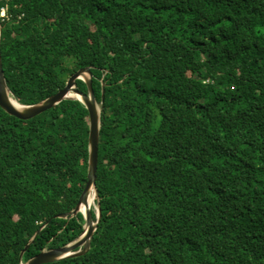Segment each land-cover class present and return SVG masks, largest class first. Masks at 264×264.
Instances as JSON below:
<instances>
[{
	"label": "trees",
	"instance_id": "obj_1",
	"mask_svg": "<svg viewBox=\"0 0 264 264\" xmlns=\"http://www.w3.org/2000/svg\"><path fill=\"white\" fill-rule=\"evenodd\" d=\"M1 9L13 97L39 102L91 67L100 109L101 218L85 255L50 264H264V0ZM87 135L79 100L25 120L0 107V264L80 237L85 218L69 214L88 180Z\"/></svg>",
	"mask_w": 264,
	"mask_h": 264
},
{
	"label": "water",
	"instance_id": "obj_2",
	"mask_svg": "<svg viewBox=\"0 0 264 264\" xmlns=\"http://www.w3.org/2000/svg\"><path fill=\"white\" fill-rule=\"evenodd\" d=\"M91 67H85L79 69L77 72L72 74L66 82L65 88L60 89L55 94L40 100L34 104H22L19 102L18 105H23V108H18L12 103L14 100L12 96H9L10 90L6 82L4 69L2 64L1 55V45H0V107L9 115L16 116L21 119H29L35 117L42 112L54 108L64 100L75 99L82 102L84 108L88 115V135H87V150H88V173H87V184L85 189L79 199V202L75 209L69 214L72 217H76L79 213L83 214L85 218V225L83 227V232L80 237L74 242L53 249H44L40 251L35 256L31 257L28 261L22 264H50L58 262L61 260H66L69 258L79 257L85 255L91 246V241L93 235L97 229V224L101 218L100 205L97 206V222H94L91 213V207L89 204V197L92 191H95V199L99 201L98 190L96 187V173L98 169L99 153H98V143H99V128H100V109L95 99V93L92 87V72ZM82 80L87 85V92L83 93L78 89L77 81ZM76 94L77 97L74 98L71 95ZM82 207L86 208L82 211ZM64 218L67 215L62 216ZM87 228L85 229V227ZM29 243L20 252V258H22L23 253L27 250Z\"/></svg>",
	"mask_w": 264,
	"mask_h": 264
},
{
	"label": "bare ground",
	"instance_id": "obj_3",
	"mask_svg": "<svg viewBox=\"0 0 264 264\" xmlns=\"http://www.w3.org/2000/svg\"><path fill=\"white\" fill-rule=\"evenodd\" d=\"M66 85V84H65ZM78 85V84H77ZM64 88H65V86H64ZM63 88V89H64ZM78 89H79V87H78ZM9 90H10V93H9V96H12L13 94H12V91H11V89H10V87H9ZM80 90V89H79ZM81 92H83V93H86V92H84V91H82V90H80ZM72 97H74V98H76L77 97V95L76 94H72L71 95ZM49 97V96H48ZM45 98H47V97H45ZM12 99L14 100V102L12 103L14 106H16V107H18V108H23V105H18L19 104V101L18 100H16L13 96H12ZM34 104V103H33ZM26 105H28V104H26ZM2 109V108H1ZM3 110V109H2ZM4 111V110H3ZM5 112V111H4ZM6 113V112H5ZM43 113V112H42ZM8 114V113H7ZM36 117V116H35ZM33 118V117H32ZM21 119V118H20ZM29 119H31V118H29ZM99 119H100V116H99ZM25 120V119H24ZM100 129V128H99ZM92 195H95V191H92V193H91V195H90V197H89V204H90V207H91V205H92V202H93V198H92ZM85 209L86 208H84V207H82V211H85ZM91 211V213H92V210H90ZM53 249V248H52ZM48 250V249H47ZM62 261V260H61ZM59 262V261H58Z\"/></svg>",
	"mask_w": 264,
	"mask_h": 264
},
{
	"label": "rangeland",
	"instance_id": "obj_4",
	"mask_svg": "<svg viewBox=\"0 0 264 264\" xmlns=\"http://www.w3.org/2000/svg\"><path fill=\"white\" fill-rule=\"evenodd\" d=\"M0 11H2L4 14L2 16H0V18H5L6 16V11L5 9H1ZM69 79V78H68ZM92 198H93V202H92V205H91V209H96V213H97V205H96V201H95V197L94 195H92ZM87 228V226L85 227V229ZM84 230V229H83Z\"/></svg>",
	"mask_w": 264,
	"mask_h": 264
},
{
	"label": "clouds",
	"instance_id": "obj_5",
	"mask_svg": "<svg viewBox=\"0 0 264 264\" xmlns=\"http://www.w3.org/2000/svg\"><path fill=\"white\" fill-rule=\"evenodd\" d=\"M4 13L2 11H0V16H2Z\"/></svg>",
	"mask_w": 264,
	"mask_h": 264
}]
</instances>
